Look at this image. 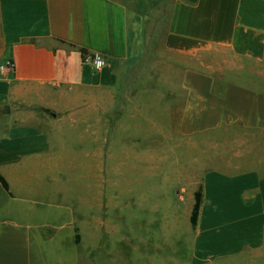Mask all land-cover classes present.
<instances>
[{"label": "crops", "instance_id": "crops-1", "mask_svg": "<svg viewBox=\"0 0 264 264\" xmlns=\"http://www.w3.org/2000/svg\"><path fill=\"white\" fill-rule=\"evenodd\" d=\"M169 11L165 66L135 70L123 0H0V65L14 63L0 74V264H79L75 228L94 218V181L78 192V155L94 176L112 170L111 140L138 141L125 155L181 145L200 158L191 140L209 134L230 158L200 169L190 263L264 264V0H171ZM140 124L164 146L141 144Z\"/></svg>", "mask_w": 264, "mask_h": 264}, {"label": "rangeland", "instance_id": "rangeland-1", "mask_svg": "<svg viewBox=\"0 0 264 264\" xmlns=\"http://www.w3.org/2000/svg\"><path fill=\"white\" fill-rule=\"evenodd\" d=\"M123 1L129 14L131 48L136 49L131 67L136 70L165 66L167 55L162 50V42L171 0ZM116 104L117 100L111 111L113 132L119 131L116 121L120 113ZM127 124L134 127L132 123ZM151 126L140 124V132L145 137L141 144L164 146V140L149 139L156 136ZM216 136L209 134L203 140H191L202 144L200 158L197 147L182 155L185 149L181 145H175L173 156L170 149L163 157L125 155L126 151H138L135 148L138 141L111 140L112 170L95 172L94 176L82 167L85 157L78 155V168L73 174L78 192L85 194L86 181H94L90 189L94 192V218L86 219L83 213L78 221L81 227L79 264H191L192 190L200 183V169L204 164L221 163L222 159L228 162L230 158L225 147L217 154L213 146L220 139ZM124 144L133 149L123 151ZM167 168L170 172H165ZM100 180L103 187L98 186ZM179 197L183 198L180 204ZM156 204L158 212H152Z\"/></svg>", "mask_w": 264, "mask_h": 264}, {"label": "trees", "instance_id": "trees-1", "mask_svg": "<svg viewBox=\"0 0 264 264\" xmlns=\"http://www.w3.org/2000/svg\"><path fill=\"white\" fill-rule=\"evenodd\" d=\"M0 183L1 185L8 191L9 187H8V183L5 180V178L0 175ZM193 205H192V209H191V214L189 217V222L192 228H195L196 224H197V217H198V213H199V209L203 200V190H202V184L199 183V185L197 186V188L195 189L194 193H193ZM80 234L78 233V229L75 228V236H74V241L76 244H78L80 242Z\"/></svg>", "mask_w": 264, "mask_h": 264}, {"label": "built area", "instance_id": "built-area-1", "mask_svg": "<svg viewBox=\"0 0 264 264\" xmlns=\"http://www.w3.org/2000/svg\"><path fill=\"white\" fill-rule=\"evenodd\" d=\"M85 60L89 61L94 70H98L105 65V60L98 54H85ZM14 71V63L12 61H5L0 65V74L8 76Z\"/></svg>", "mask_w": 264, "mask_h": 264}]
</instances>
